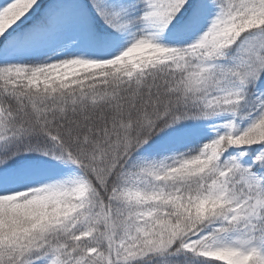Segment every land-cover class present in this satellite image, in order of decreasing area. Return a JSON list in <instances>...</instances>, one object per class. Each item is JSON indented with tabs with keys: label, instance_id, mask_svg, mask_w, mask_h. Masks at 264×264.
<instances>
[{
	"label": "trees",
	"instance_id": "16d2710c",
	"mask_svg": "<svg viewBox=\"0 0 264 264\" xmlns=\"http://www.w3.org/2000/svg\"><path fill=\"white\" fill-rule=\"evenodd\" d=\"M126 1L0 0V264H225L183 250L230 223L198 177L231 187L241 166L263 207L264 0L222 21L225 0H158L148 26L119 21ZM201 24L212 110L168 49L144 46ZM74 42L125 54L92 63Z\"/></svg>",
	"mask_w": 264,
	"mask_h": 264
},
{
	"label": "rangeland",
	"instance_id": "374dc122",
	"mask_svg": "<svg viewBox=\"0 0 264 264\" xmlns=\"http://www.w3.org/2000/svg\"><path fill=\"white\" fill-rule=\"evenodd\" d=\"M237 1H222L218 10H223L222 15H219L221 21L229 19L232 10L240 8ZM232 3L235 5H231ZM158 7V0H127L122 5L117 17L124 25L130 22H133L132 26L134 24L135 26L138 24L153 25L155 24L154 19L158 17L156 13ZM208 25H181L164 34L162 38L150 39L151 42L149 41L144 46L168 49L167 57L179 61L189 72L187 92L195 96L196 103H201L204 109L212 110L218 104V97L214 95L210 87L212 73L204 57L206 49L203 50L206 46L204 32L207 31ZM133 29L135 30L136 27ZM64 48L69 49L72 53H83L86 59L92 63L117 60L125 54L123 45L118 42H101L93 45H79L74 42L66 44ZM226 159H228L227 165L236 163V160L231 159L230 155L226 156ZM232 168L230 170L237 169L238 174L231 173L229 175L231 187L225 182L221 184V179L218 180L220 186L217 185L214 171L201 174L195 182L203 184L209 180L211 186L209 188L207 186L206 189L210 190V194L215 195L219 201H223V212H227L229 215L230 223L220 233L200 232L188 236L184 241L183 250L197 253L200 257L215 258L225 264H247L248 258L257 253L264 260V203L261 209L255 208L256 203H262L261 185L252 174L247 173L241 166L233 165ZM189 184V181L181 182L180 186H185L188 189ZM148 190L153 193L159 192L153 188Z\"/></svg>",
	"mask_w": 264,
	"mask_h": 264
}]
</instances>
